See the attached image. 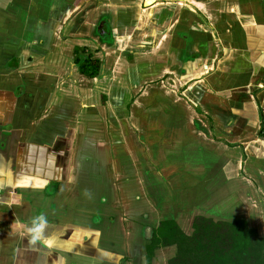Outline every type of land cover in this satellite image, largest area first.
Listing matches in <instances>:
<instances>
[{
	"label": "crops",
	"instance_id": "crops-1",
	"mask_svg": "<svg viewBox=\"0 0 264 264\" xmlns=\"http://www.w3.org/2000/svg\"><path fill=\"white\" fill-rule=\"evenodd\" d=\"M137 101L139 144L110 142ZM245 201L264 214V0H0V264H149L162 220Z\"/></svg>",
	"mask_w": 264,
	"mask_h": 264
},
{
	"label": "rangeland",
	"instance_id": "rangeland-1",
	"mask_svg": "<svg viewBox=\"0 0 264 264\" xmlns=\"http://www.w3.org/2000/svg\"><path fill=\"white\" fill-rule=\"evenodd\" d=\"M90 58L86 59L89 60ZM85 61V62H86ZM84 64V63H83ZM165 85H167L168 87L173 88L171 83H167V81L163 82ZM135 101H131V103L129 104H134ZM144 105L149 103V101H144L143 102ZM154 103V102H153ZM123 105V103H122ZM122 105L120 107H122ZM117 104V107H119ZM141 103L137 101L136 106L134 107V109L136 110L135 113L138 114L136 116H133V121L136 122L137 126H132V128H130L129 132H124V128L126 126L123 125V120H121L122 118L117 119V126L115 128V136H113L112 134H110L111 137H106L108 138V140L110 142H112L114 140V137H116V142L117 144H124V143H131V144H139V136L140 134L138 133L139 131V124L140 121H143V115L139 116L140 113H142L141 110ZM119 107V108H120ZM128 107H130L128 105ZM152 108L154 109V104L152 106ZM155 118H153L152 122L150 120V118H148L147 120V124L149 125L150 123H152L151 128L149 126V130H148V134L144 133V135H148V143L149 144H155V136H157V133H155L154 131V127H155V122L154 121ZM126 129H129L128 126L126 127ZM125 133H127L125 135ZM160 136L164 135L163 133H159ZM158 134V136H159ZM125 138H124V136ZM171 134L167 133V135H164L165 139L171 140ZM153 138V139H152ZM128 140V141H127ZM153 140V142L151 141ZM122 150V149H121ZM120 156H122L123 151H119ZM121 159L123 160V158L121 157ZM247 201H251V199H246ZM212 201H215L214 198H212ZM251 204V203H249ZM248 204V202H244L243 204H237L236 202H231L229 203L227 206L224 205L221 206L222 212L216 211V212H208L205 215L203 214H198V209H196V213H195V218L194 219H190V220H186V218L180 219L181 220V225H182V230L186 233V235H193L196 232V227L195 225L197 224V222L199 221L198 218L200 217H206V218H213V220L217 223H219V225H221V227H224V223L225 224H230V228L229 226H225L224 230L219 231V234H224L226 241L225 244L222 248L225 250H229V246H230V242L232 241V239L226 235V234H230L231 230L234 226L239 225L238 224V220H246L249 229H253L256 231L257 236L256 238H254V247L252 250H255L256 248V252H254L255 255V260H254V264L255 262H257L258 264H262L261 262H264V246H262V244L264 245V242H262V244H258L257 243V239L259 238H264V214L263 212L261 213H257L253 211V208ZM213 208L214 207L219 210L220 208L218 206H215V204L213 203ZM211 209V210H212ZM225 209V210H224ZM237 210V211H236ZM155 228H151L149 230V232L147 233L146 237L150 240V238L152 237L153 233H154ZM213 239V238H212ZM202 242V248L201 250H199L194 244H193V249L190 252H186L188 246H189V242L187 240H185V238L182 240H180L179 242H177L175 245H170V246H163L158 248L159 250V256L156 257L155 260V264H171L172 261L174 262H179V263H183L184 260H187L188 258L193 261L196 262L197 264H208L207 261L208 259L210 260V257H212L214 255V248L215 245L219 246V240L214 239V241H211L210 238H204L200 240ZM229 245V246H228ZM224 252V251H223ZM188 257V258H187ZM186 258V259H184ZM260 259V261L258 260ZM149 262V261H148ZM151 264V263H149Z\"/></svg>",
	"mask_w": 264,
	"mask_h": 264
},
{
	"label": "trees",
	"instance_id": "trees-1",
	"mask_svg": "<svg viewBox=\"0 0 264 264\" xmlns=\"http://www.w3.org/2000/svg\"><path fill=\"white\" fill-rule=\"evenodd\" d=\"M100 60L90 58L82 65V71L87 74L94 76L99 72ZM198 222L195 225L196 232L191 235H186L182 230L178 222L174 219H165L162 220L157 228H155L152 237L149 240L147 245L148 261L151 263V260L155 254L156 249L163 246L175 245L181 239L187 240L190 244L186 252H190L193 249V244L201 250L202 242L201 239L210 238L211 241L214 239L219 240V246L215 245L214 255L208 259V264H254L255 250H252L254 247V238H256L257 233L253 229H249L246 220H238L237 226H234L230 234H226L230 242L229 250H225L222 247L225 244L226 238L224 234H219V231H222L225 226L230 224H225L224 227H221L219 223L215 222L213 218L209 219L206 217L198 218ZM223 232V231H222ZM213 238V239H212ZM264 238H258L257 243L262 244ZM163 245V246H162ZM262 246H264L262 244ZM224 251V252H223ZM188 258V257H187ZM186 259V258H184ZM260 261V259H258ZM264 264V262H261ZM171 264H197L196 262L191 261L189 258L184 260L183 263H177L172 261ZM255 264H258L255 262Z\"/></svg>",
	"mask_w": 264,
	"mask_h": 264
}]
</instances>
